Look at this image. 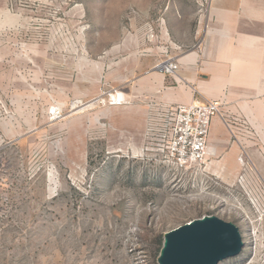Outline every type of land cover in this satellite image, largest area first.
<instances>
[{
	"label": "rangeland",
	"instance_id": "1",
	"mask_svg": "<svg viewBox=\"0 0 264 264\" xmlns=\"http://www.w3.org/2000/svg\"><path fill=\"white\" fill-rule=\"evenodd\" d=\"M166 2L0 0V264H159L164 234L205 215L235 223L245 242L219 264H264V223L253 236L233 209L238 201L246 207L247 192L264 195V173H250L239 157L236 172L223 156L208 157L204 170H176L135 158L139 142L74 140L67 123L14 140L36 126L6 123L5 90L29 83L25 56H122L128 30L158 25ZM247 110L264 116V108Z\"/></svg>",
	"mask_w": 264,
	"mask_h": 264
},
{
	"label": "crops",
	"instance_id": "2",
	"mask_svg": "<svg viewBox=\"0 0 264 264\" xmlns=\"http://www.w3.org/2000/svg\"><path fill=\"white\" fill-rule=\"evenodd\" d=\"M201 2L167 0L158 25L153 20L139 22L128 30L119 50L122 56H25L23 71L29 83L5 90L10 109L6 123L11 130L36 127L12 139L38 132L45 124L67 123L74 140L139 142L138 150L157 105L210 98L222 101L229 116H235L231 127L237 139L221 117L213 118L209 148L214 152L208 157L229 158L236 172L245 148L246 170L264 173V116H247L250 107L264 108V0H206L202 12ZM151 24L161 28L160 36L152 53L142 54ZM166 45V56L179 64L176 74L157 69ZM249 61L250 68L243 71L241 62ZM234 76L249 79L238 81ZM227 84L228 94L222 93ZM114 88L123 93L125 103L102 106L94 100ZM54 103L63 106L64 115L52 120L48 108ZM246 130H254L256 136L250 138Z\"/></svg>",
	"mask_w": 264,
	"mask_h": 264
},
{
	"label": "built area",
	"instance_id": "3",
	"mask_svg": "<svg viewBox=\"0 0 264 264\" xmlns=\"http://www.w3.org/2000/svg\"><path fill=\"white\" fill-rule=\"evenodd\" d=\"M206 0L200 3V11L205 9ZM163 23V21H161ZM160 27L153 24L147 26L145 32L146 44L141 48L142 54L152 53L153 44L158 41ZM176 48H180L176 46ZM165 56L157 64V69L164 74H176L179 64L170 56L168 46H165ZM98 104L120 105L126 102L123 93L118 89L103 90L95 99ZM75 106V102H73ZM50 119H59L64 115L63 106L54 103L48 109ZM221 117L228 127L223 116L222 102L217 99L206 101L196 100L190 103H176L157 105L151 113L149 123L144 131L141 147L135 151V158L150 159L155 164L176 170H189L191 168L204 170L209 155V134L213 118ZM248 136H256L254 130H246ZM234 139H237L233 133ZM243 148V147H242ZM242 165L246 167L248 159L245 148L239 157ZM244 174L239 176V182H246ZM262 183L264 180L261 178ZM254 191L247 192V205L241 201L233 208L236 212L244 213V218L251 224L253 236L261 233L264 223V202Z\"/></svg>",
	"mask_w": 264,
	"mask_h": 264
},
{
	"label": "water",
	"instance_id": "4",
	"mask_svg": "<svg viewBox=\"0 0 264 264\" xmlns=\"http://www.w3.org/2000/svg\"><path fill=\"white\" fill-rule=\"evenodd\" d=\"M245 246L239 226L205 215L164 234L159 264H219L239 255Z\"/></svg>",
	"mask_w": 264,
	"mask_h": 264
},
{
	"label": "bare ground",
	"instance_id": "5",
	"mask_svg": "<svg viewBox=\"0 0 264 264\" xmlns=\"http://www.w3.org/2000/svg\"><path fill=\"white\" fill-rule=\"evenodd\" d=\"M210 154H211V152H210V148H209V155H210ZM209 155H208V156H209Z\"/></svg>",
	"mask_w": 264,
	"mask_h": 264
}]
</instances>
